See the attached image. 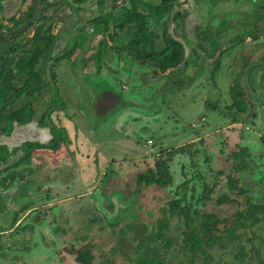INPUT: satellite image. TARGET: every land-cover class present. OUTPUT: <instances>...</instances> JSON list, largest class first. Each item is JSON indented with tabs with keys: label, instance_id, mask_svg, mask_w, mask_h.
<instances>
[{
	"label": "rangeland",
	"instance_id": "obj_1",
	"mask_svg": "<svg viewBox=\"0 0 264 264\" xmlns=\"http://www.w3.org/2000/svg\"><path fill=\"white\" fill-rule=\"evenodd\" d=\"M256 1L174 2L166 20L167 32L183 43L186 54L191 50L192 55L185 71H172L170 75H159V69L157 73L151 69L145 72L146 63L140 64L134 48H128L127 29L112 26L115 33L111 30L103 39L102 22L88 23L106 12L122 21L119 15H126L121 7L129 8L127 0H101V4L86 0L79 4V10L56 3L45 13L37 0L0 1V20L16 15L10 23L4 21L0 29L10 41L30 48L33 27L49 17L55 51L63 53L65 48H76L70 59L62 58L53 67L55 81L50 73L51 60L39 62L44 65L47 88L33 102L36 120L48 105H53L56 110L50 118L57 126H63L68 143H60L57 150H34L31 170L19 172L16 178L0 176V264H80L75 258L77 248L90 249L98 264H127L125 258L137 239L128 234L125 225L138 219L142 231H149L152 223L163 216L162 209L170 200L166 189L136 182L137 174L153 162L156 149L149 150L153 143L162 149L197 143L192 147L200 148V152L182 155L174 162L193 158V168L186 159L184 171L191 186L198 184L197 191L203 183L216 184L212 185L204 210L230 217L234 212L232 204L242 206L245 202L246 194L238 191L242 178L232 169L242 159L241 150H246L248 155L244 158L249 157L257 176L249 172L255 186L241 189H249L254 199L258 193L264 198L263 179L258 178L264 177V69H258L264 67V31L258 40H253L249 32L261 26L256 22L257 16L251 15L259 14L258 8L252 10ZM160 25L150 23L151 29H159L158 34ZM204 30L217 39L214 54L213 41L201 40ZM155 41L157 49L164 46L162 38ZM220 52V65L214 69ZM234 82L243 92L242 97L236 96L237 91L231 92ZM120 86L125 100H129L128 109L122 111L120 105L103 116L95 114L96 94L110 90L106 88L118 91ZM148 96L151 98L146 100ZM241 99L247 112L238 113L239 122L235 123V109L227 106L232 100ZM36 120L22 127L16 125L11 135L0 133V143L11 150L27 139L49 142L56 134L49 130L50 121L45 120L41 128ZM251 123L255 124L253 132L245 128ZM195 129L198 137L194 136ZM239 138L245 149L234 146ZM21 149L25 151L22 146ZM238 151V155H233ZM205 153L208 159L203 160ZM4 165L0 163V169ZM176 166L170 168L174 184L183 180ZM112 168L115 177L109 174ZM218 170L223 171L222 175H218ZM229 173L236 179L237 188H228ZM198 174L200 179L196 180ZM251 177L243 178L246 184H250L247 180ZM113 188L117 191H111ZM24 194L33 203L19 215L18 225H10L20 200L26 201ZM222 196L224 202L217 203ZM116 218L122 220L117 222ZM121 235L124 244L119 243ZM259 251L263 257L264 245Z\"/></svg>",
	"mask_w": 264,
	"mask_h": 264
},
{
	"label": "trees",
	"instance_id": "obj_2",
	"mask_svg": "<svg viewBox=\"0 0 264 264\" xmlns=\"http://www.w3.org/2000/svg\"><path fill=\"white\" fill-rule=\"evenodd\" d=\"M23 1L25 0H21V2ZM37 1L41 5L40 10L42 9L45 13L51 6L57 5L56 3L66 4L73 10H79V4L86 0ZM97 1L101 4V0ZM127 1L129 2V8L121 7L126 10L125 16L124 14L119 15V19L122 21H117V16L113 13L106 12L88 20V23L99 24L102 22L103 29H101V33L103 34V39L111 30L115 31L112 26L122 31L127 29L130 34L128 48H134L136 56L141 59L138 60L140 64H154L155 66H163L165 69L179 65L185 58V50L182 43L173 38L166 29V20L174 7V2H177V0H159L158 2L154 0L151 3L147 0ZM256 2L257 4L255 2L252 4V10L258 8L259 14L251 13V15L257 16L256 22L261 24V26L249 31L253 36V40H258L260 33L264 31V28H262L264 23V0H257ZM2 8L3 5L0 2V11ZM15 16L11 15L3 21L1 19L0 29L4 21H6L5 23H10ZM49 20L50 18L47 17L33 27V46L28 49L10 41L0 31L1 134L11 135L16 125L22 127L29 124L32 120H36L33 102L38 100L40 98L39 95L47 88L44 65H39L40 60H51L49 65L50 73L51 78L55 81L56 74L52 70L53 67L62 58L67 57V59H70L76 51L75 47L71 49L65 48L63 53L55 51V34L51 31L52 24ZM151 21H154V25L161 23V27H158L161 28L160 34H158L159 29H151ZM131 23L134 24V27L131 26ZM160 36L164 46L157 49L154 41ZM202 38L201 40L204 41H213L211 43L213 45L211 53L214 54L215 48H217V39L210 36L208 30H204ZM112 48L114 47L112 46ZM127 53L129 54L130 51ZM220 55L221 52L217 54V59L214 60V69L220 65ZM235 91H237L235 93L236 96H243V92L238 89L237 82H234L231 86V92ZM30 96L33 98L29 99ZM244 104L243 99L240 101L232 100L230 105L227 106V109H235L236 117L232 121H239L238 113L245 114L247 112L246 108L243 107ZM47 107L36 120V123L38 127L43 128L45 120H49L51 123L49 130L56 134L47 143L27 139L11 150L6 144L0 143V163L5 164L4 168L0 169L1 177L10 176L12 179L16 178L19 172L22 173V171L30 169L34 150H57L60 147V143H64L67 140L63 126H57L50 118L51 113L56 108L53 109V105H48ZM21 146L24 147L25 151L21 149ZM189 146L187 151L190 156H193L197 151L200 152V149L196 151ZM186 148L187 146H181L179 150L185 152ZM20 149L22 152H20ZM241 151H243L241 153L242 159L240 158L235 165H232V169H234L235 173L242 171L253 172L254 177H257L254 173L255 167H252L249 157L244 158V156L248 155L246 150ZM234 154L238 155L239 151ZM12 157H14V160L7 163L8 159ZM189 159L191 165L194 166L193 158L190 157ZM23 164L25 166H21ZM221 171L218 170V175H222L223 171ZM230 175L232 176L231 173L227 174L228 180L226 183L229 189H234L236 187V179L231 178ZM197 176L199 177L196 180H199L200 175L198 174ZM239 181L242 183V180ZM136 182L139 185L141 183L146 186L153 184L159 188L166 189L169 191L170 200L167 202V206L162 209L163 216L158 218L155 223H152L149 231L146 229L142 231L141 224H138V219L125 225L128 234H132L133 238L137 239L133 251L125 258L127 264H264V256L262 257L259 251L264 245L263 196L254 199L249 189L244 191V189H241L242 187H239L238 191L244 192L247 197L244 199L245 202H243L242 206L241 203L232 204L231 207L234 212L230 217L204 210L203 208L207 204L214 188L212 185L216 184L213 183L209 186V184L203 183L197 191L198 184L196 183V187L191 186V180L186 175L181 182L174 184L173 174L169 168L167 158L154 159L153 166L137 174ZM7 186L9 187V185ZM190 186L191 189H189ZM27 197L29 196H25V199ZM224 200L225 196L219 197L217 203H223ZM20 201L18 209L13 212L10 225H18L19 215L30 209L33 203L31 198L23 202L22 200ZM116 220L118 222L122 219L116 218ZM120 229L122 234L124 227L119 228V231ZM123 235L119 239L121 244H124L121 238ZM76 250L77 255L75 258L80 264H98L94 261V255L90 249L77 248ZM250 250H253V253ZM251 257H253V260Z\"/></svg>",
	"mask_w": 264,
	"mask_h": 264
},
{
	"label": "flooded vegetation",
	"instance_id": "obj_3",
	"mask_svg": "<svg viewBox=\"0 0 264 264\" xmlns=\"http://www.w3.org/2000/svg\"><path fill=\"white\" fill-rule=\"evenodd\" d=\"M172 17H175V15L174 16H172ZM163 30H164V27H163ZM176 32V31H175ZM178 32V31H177ZM100 33H101V31H100ZM102 34V33H101ZM177 34V33H176ZM171 35V34H170ZM102 36H103V34H102ZM172 36V35H171ZM173 37V36H172ZM160 38H162V37H159V38H157V39H155V40H158V39H160ZM173 38H175V37H173ZM175 39H177V38H175ZM178 40V39H177ZM181 42V41H180ZM186 42V41H185ZM156 44V41H154V45ZM182 45H183V43H182ZM185 47H186V43H185ZM183 48H184V45H183ZM112 49V48H111ZM114 49V48H113ZM184 50H186V48H184ZM92 55H94V52L92 53ZM192 55V53H191V50H190V53H189V55L188 54H186L185 53V58H184V60L179 64V65H177V66H172V67H167L166 69L163 67V66H155L154 64H148V65H146L147 66V70L145 71V72H149L150 70L149 69H151V70H153V72L154 73H157V70L159 69L160 71H161V73L159 74V75H170V73L173 71H175V73L177 72V71H180V70H182V71H185V69H186V67H187V65H188V62H189V57ZM100 60V59H99ZM103 60H104V58H103ZM191 60V59H190ZM191 62V61H190ZM189 62V63H190ZM98 66H99V64H97ZM122 80V79H121ZM156 82H158V80H155ZM159 81H162V79L161 78H159ZM128 82V81H127ZM102 89H104V88H102ZM106 89H110V90H112L111 88H106ZM123 89H122V86H120V90H115V89H113L112 91H114V92H116V93H118L120 96H121V101L116 105V107H114V108H118V106H120V105H122V107L120 108V109H122V111H124L125 109H128L127 107V105H126V103L129 101V100H125V98H124V96H123V91H122ZM99 94V92L96 94V97L95 98H97V95ZM128 99H129V97H127ZM149 98H151L150 96H148V97H146L145 99L147 100H149ZM95 101H96V99H95ZM95 103V102H94ZM113 108V109H114ZM112 110V109H111ZM256 113V112H255ZM245 118V117H244ZM239 121H237V122H235V123H238ZM231 124H234V123H231ZM192 125H194V124H192ZM230 125V124H229ZM250 126H247V127H245V128H249V130L250 131H252L251 129H254V125L255 124H253V123H251V124H249ZM233 126V125H232ZM235 129V128H234ZM253 132V131H252ZM199 136V133L197 132V129H195L194 130V136ZM148 140V139H147ZM240 141H241V138H239L238 139V142L236 143V144H234V146L237 148V147H239V148H244V146H243V144H241L240 145ZM147 141H145V143H146ZM199 142L200 143H202L201 142V140H199ZM197 144V143H196ZM196 144H193V143H191L190 144V146L189 145H185V144H183V145H179V146H174V147H168V148H164V149H162L161 147H159V146H157L156 145V143H153V144H151L152 145V147H150V149L149 150H152V149H156V153L155 154H152V159H153V162H152V164H148L147 165V168L148 167H150V166H153V164H154V159H157V158H167V161L169 162V168H171V167H173L174 165H177L176 167H177V169H178V171H179V173H180V175L182 176V178L186 175L187 176V178H188V175L185 173V167H186V159H187V161H188V163H189V166H190V168L192 169L193 168V165H191V162H190V157H187L186 159H183V160H177L176 161V163L177 164H175V159L178 157V158H180V159H182L181 158V156L182 155H189L190 156V153L187 151L189 148H186V151L185 152H181L179 149L181 148V146H189V147H192V145H195L196 146ZM197 149H200V148H196L195 150L197 151ZM203 151V150H202ZM199 151H197L195 154H197ZM220 153L221 154H223L222 153V151H220ZM208 156H206V153H205V155H204V158H203V160H206V159H208L207 158ZM146 160H149V159H147L146 158ZM194 161V160H193ZM146 168V169H147ZM145 169V170H146ZM144 170V171H145ZM111 173H109L110 175H111V177L112 176H114L115 177V173L113 174V172L115 171V169L114 168H112L111 169ZM218 172V171H217ZM249 174V171H242V172H238V175H239V177L240 178H242V187L243 188H251V187H253V186H255V185H253V183H254V181H253V179L254 178H252L253 176L252 175H248ZM185 174V175H184ZM248 176H252L249 180H247V181H249L250 182V184H246V180L244 181L243 180V178H245V177H248ZM258 178H262L263 179V183H264V178L263 177H258ZM153 185V184H152ZM195 187H196V184L194 185ZM117 191V189H112L111 191ZM120 191V190H119ZM123 191H125V190H123ZM261 196V193H258V197H260Z\"/></svg>",
	"mask_w": 264,
	"mask_h": 264
},
{
	"label": "water",
	"instance_id": "obj_4",
	"mask_svg": "<svg viewBox=\"0 0 264 264\" xmlns=\"http://www.w3.org/2000/svg\"><path fill=\"white\" fill-rule=\"evenodd\" d=\"M121 101V96L112 90H103L96 98L94 109L95 114L103 116Z\"/></svg>",
	"mask_w": 264,
	"mask_h": 264
},
{
	"label": "crops",
	"instance_id": "obj_5",
	"mask_svg": "<svg viewBox=\"0 0 264 264\" xmlns=\"http://www.w3.org/2000/svg\"><path fill=\"white\" fill-rule=\"evenodd\" d=\"M255 68L257 69V67H255ZM258 69H264V67H263V66H260V67H258ZM119 75L121 76V75H124V74H119ZM125 77H127V79H130L129 76H126V75H125ZM121 78H122V77H121ZM127 81H129V80H125L124 82L126 83ZM252 111H253L254 114H255V111H256V110L253 109Z\"/></svg>",
	"mask_w": 264,
	"mask_h": 264
}]
</instances>
